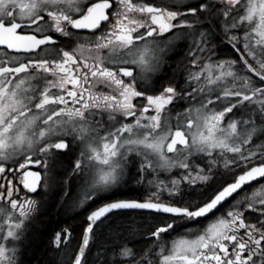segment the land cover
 <instances>
[{
  "label": "snow or ice",
  "instance_id": "1",
  "mask_svg": "<svg viewBox=\"0 0 264 264\" xmlns=\"http://www.w3.org/2000/svg\"><path fill=\"white\" fill-rule=\"evenodd\" d=\"M179 39L180 82L153 79ZM67 154L71 207L100 201L72 264L127 211L156 218L151 244L107 264H264V0H0V264ZM130 166L145 194L119 198Z\"/></svg>",
  "mask_w": 264,
  "mask_h": 264
},
{
  "label": "flooded vegetation",
  "instance_id": "2",
  "mask_svg": "<svg viewBox=\"0 0 264 264\" xmlns=\"http://www.w3.org/2000/svg\"><path fill=\"white\" fill-rule=\"evenodd\" d=\"M196 2L197 0H185L186 4ZM187 46L188 41L186 39L175 41L165 53L166 63L163 65L162 71L156 74L153 79L173 78L174 82L179 83L184 71L183 60ZM222 54L227 56L230 54V50L225 49ZM74 156L75 154H67L49 161V171L46 176L48 187L47 189H38L40 195L37 196V209L31 219L26 222V231L22 239L17 242V264H72L85 226L87 214L85 208L90 209L100 202L99 200L90 201L89 204L80 209L71 207L68 197H74L79 192V180L72 174L71 165ZM37 167L33 166L34 170ZM175 171L173 170L172 174H175ZM135 172V168L130 166L126 183L118 190L117 196L119 198H139L145 194V188L135 182ZM164 175L166 174L161 173L162 177ZM197 198H199V193L185 197L189 200ZM51 218L54 219V222H60V226L52 230L48 237L45 236L43 245L42 242L38 243L37 246L45 247L47 252L46 256H39L35 249V241H37L38 236L44 234L43 232L47 229L46 220ZM156 222L153 215L136 211L109 214V218L98 229L94 228V237L90 241L88 250H86L88 264H107L110 258L109 250L118 242V238L127 239L129 246L133 247L134 251L141 252L151 244L146 233ZM65 227L69 228L71 232L69 242L66 246L62 244L60 248H56L51 243L52 236L54 232Z\"/></svg>",
  "mask_w": 264,
  "mask_h": 264
},
{
  "label": "trees",
  "instance_id": "3",
  "mask_svg": "<svg viewBox=\"0 0 264 264\" xmlns=\"http://www.w3.org/2000/svg\"><path fill=\"white\" fill-rule=\"evenodd\" d=\"M58 226H60V222H54V219L51 218V219H48L46 220V231L43 232L44 234H41L40 236H38L36 239L37 241H35V249H36V252L39 254V256H46L47 255V252H46V249L45 247L43 246H37L39 242H42V245L45 243V236L48 237L49 233H51L52 230L56 229ZM38 248V250H37ZM34 250V248H33Z\"/></svg>",
  "mask_w": 264,
  "mask_h": 264
}]
</instances>
